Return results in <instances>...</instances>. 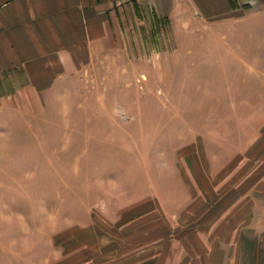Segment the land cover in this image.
Listing matches in <instances>:
<instances>
[{"label": "rangeland", "instance_id": "obj_1", "mask_svg": "<svg viewBox=\"0 0 264 264\" xmlns=\"http://www.w3.org/2000/svg\"><path fill=\"white\" fill-rule=\"evenodd\" d=\"M253 31V41L236 42L252 72L228 70L217 78L219 91L206 96L230 94L232 103L206 105L203 118L188 102L214 83L194 65L199 56L187 58L186 66H161L157 58V65L136 71L116 56L80 74L74 102L49 109L72 121L45 122L47 129L77 131L70 139L79 168L60 169L56 189H48L35 178L36 137L29 168L20 153L0 154V264H21L29 251L39 264L56 253L58 264H134L166 241L203 240L202 231L218 224L230 230L233 221L243 228L263 223L262 25ZM219 44L213 48L227 51ZM238 97L254 104L235 105ZM50 133L42 144L64 149ZM22 192L48 199L28 200ZM30 242L46 248H26Z\"/></svg>", "mask_w": 264, "mask_h": 264}, {"label": "crops", "instance_id": "obj_2", "mask_svg": "<svg viewBox=\"0 0 264 264\" xmlns=\"http://www.w3.org/2000/svg\"><path fill=\"white\" fill-rule=\"evenodd\" d=\"M256 25H262L264 41V0H0V154L20 153L26 156L21 164L26 160L29 168V159L35 160L31 144L38 142L35 178H43L37 184L48 189L61 178L60 169L77 170L79 157L70 139L77 131L67 125H60L61 131L45 128V122H69L72 116L49 109L57 105L61 110L70 98L74 102L72 90L80 88V74L116 56L124 57L132 71L157 65V58L161 66H186L187 58L199 56L194 65L214 83L202 86L201 96L188 102L199 106L203 118L206 105L232 103L230 94L224 100L206 96L210 89L219 91L217 78L228 70L252 72L247 53L237 54L236 42L253 41ZM216 44L227 51L213 48ZM232 57L247 63L237 65ZM249 99L238 97L234 103L254 104ZM260 103L264 105V99ZM47 130L64 149L61 144L53 149L42 144ZM21 196L48 199L46 194ZM245 225L233 221L230 230L212 226L202 231L203 240L166 241L134 264H264V222ZM43 245L30 242L26 248H46V242ZM29 252V260L21 264H39L34 251ZM55 256L47 264L61 262V254Z\"/></svg>", "mask_w": 264, "mask_h": 264}]
</instances>
